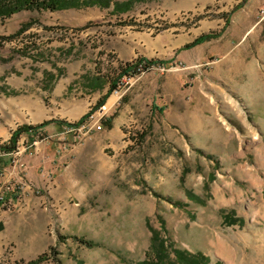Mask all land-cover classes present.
<instances>
[{"label": "rangeland", "instance_id": "1", "mask_svg": "<svg viewBox=\"0 0 264 264\" xmlns=\"http://www.w3.org/2000/svg\"><path fill=\"white\" fill-rule=\"evenodd\" d=\"M110 1L10 17L0 8V37L14 36L0 43V66L82 59L77 97L87 67L117 68L120 50L168 63L142 76L138 99L126 84L120 102L132 108L68 150L69 172L11 227L16 253L0 264H264V0H138L125 13L113 3L129 0ZM205 34L214 38L186 49Z\"/></svg>", "mask_w": 264, "mask_h": 264}, {"label": "crops", "instance_id": "2", "mask_svg": "<svg viewBox=\"0 0 264 264\" xmlns=\"http://www.w3.org/2000/svg\"><path fill=\"white\" fill-rule=\"evenodd\" d=\"M94 52L95 59L103 58L99 50ZM118 53L121 63L117 68L107 69L103 65L101 67L100 62H96L92 69L87 67L91 77L82 80L81 97L74 95L75 89H70L77 76L84 74L83 70L87 64L82 59L73 64L55 63L53 66L49 61L34 63L28 58H22L20 61L10 62L7 67L0 66V146L8 145L13 133L23 126L38 127L48 123L42 129L21 134L18 144H25L27 148L22 147L24 153L18 164H15L13 156L9 153L0 157V187L9 188L6 202L13 206L11 210H0V254L6 251L16 253L17 235L9 230L19 223L22 214L32 211V204L37 199L52 195L55 189L60 187L59 181L61 182L69 172L73 162H69L67 152L61 153L62 144L58 142H62L64 137L57 139L56 131L60 128L64 131V124L79 122L95 108L108 94L111 81L122 65L141 58L150 60L136 46L128 51L120 50ZM55 67H64L68 77L62 75L59 78ZM144 77L131 82L128 87L127 94L134 91L135 100L142 96V92L148 90L146 88L142 91L138 87ZM111 99L112 93L103 105L109 104ZM132 104L134 103L124 105V102L119 101L112 107L111 112H117L118 107L122 105L126 109L132 108ZM145 108L151 115L160 110L156 104ZM121 125V120L113 118L110 129V132L118 133L116 136L120 139ZM40 194L42 196L38 197Z\"/></svg>", "mask_w": 264, "mask_h": 264}, {"label": "trees", "instance_id": "3", "mask_svg": "<svg viewBox=\"0 0 264 264\" xmlns=\"http://www.w3.org/2000/svg\"><path fill=\"white\" fill-rule=\"evenodd\" d=\"M136 1H138V0H129V1L123 2V3H118V2L113 3L114 4V12L115 13L128 12L129 10L132 9V7ZM0 3H1L0 8L4 9V11L2 13H5L4 15L6 17L12 16L16 12L21 11V9H23V8L26 10H30L31 8L34 7V8H37L38 10L41 8L44 10L47 9V10H50L52 12H55V11L64 10V9H81L83 7H93L96 5L101 6L103 8H109V7H111V4H112V2L110 0H83V1L82 0H16L15 2L3 0ZM13 38H14V36L13 37H0V43H3L2 42L3 40H9V42H11L13 40ZM213 38H214L213 35H206V34L202 35L201 37L197 38L195 41L186 45V49L195 48L199 45H202L204 43L209 42ZM68 53L71 54L72 50H69ZM1 60L4 62H8V61H10V58L6 59V60L4 58H1ZM141 62H145L148 65H161V66H166L168 64L166 62H159V61L147 60V59L141 58V59H138L137 62L135 61L133 63H127L125 65H122L119 68V72L116 75V77L111 81V87H110L108 94L95 108L92 109L91 112H95L101 106H103V104L105 103L107 98L110 96V94L115 89H117V87H118L119 83L122 81V79L124 77H127V76H132L133 73L135 72V68H136L137 64H139ZM49 77L51 78L52 76L49 75ZM88 115L89 114L85 115L79 121V123H82L87 118ZM108 122H110V119L106 122L109 125ZM47 125H48V123H45V124L40 125L38 127L23 126L19 130H17L15 133H13V136H12L10 143L8 145L1 146L0 148L5 152H12L13 150L16 149L17 144H18V140L20 139V136L22 133H24L26 131H34V130L42 129ZM64 125L66 126V125H74V124L67 123ZM75 125H77V124H75ZM235 222H239V220H235L234 222L230 220V221H228V224L234 225ZM82 242L84 244H86L87 246H92L91 242H88V241H82ZM159 257L161 258L162 256L160 255ZM155 262H157V261H151V258L148 257V260L143 264H158V263L162 262V259H160L157 263H155Z\"/></svg>", "mask_w": 264, "mask_h": 264}, {"label": "built area", "instance_id": "4", "mask_svg": "<svg viewBox=\"0 0 264 264\" xmlns=\"http://www.w3.org/2000/svg\"><path fill=\"white\" fill-rule=\"evenodd\" d=\"M138 60V59H137ZM137 60H135L137 62ZM134 61V62H135ZM157 65H148L145 62H141L137 64L135 68V72L132 76H127L122 79V81L119 83L117 89H115L112 92V97L117 96L118 99L114 102V104L111 107H108V104H105L101 106L97 111L91 112L90 110L87 114V118L82 122H74L70 124L74 125H66L64 128V131L62 132L63 137L66 136H72V142L73 144H67L66 141L63 142L61 145L60 151L61 153L68 152L71 147H76L82 145V143L87 142V140L91 139L93 135L97 133H101L104 130V124L109 120L110 118V112L112 110V107L115 106L117 102L120 101V99L123 97L122 89L126 84H129L133 81H137L138 79L142 78L148 71L151 70H157ZM77 124V125H75ZM13 136V135H12ZM64 140V139H63ZM1 147V146H0ZM22 147L24 149L27 148L25 144L19 145L17 144V147L12 152H5L0 148V157L6 155V153H9L11 156H13L15 164H18L20 161V158L22 154L24 153ZM9 191V188L0 187V210H11L13 208H6V193Z\"/></svg>", "mask_w": 264, "mask_h": 264}, {"label": "bare ground", "instance_id": "5", "mask_svg": "<svg viewBox=\"0 0 264 264\" xmlns=\"http://www.w3.org/2000/svg\"><path fill=\"white\" fill-rule=\"evenodd\" d=\"M6 208H7V202H6Z\"/></svg>", "mask_w": 264, "mask_h": 264}]
</instances>
